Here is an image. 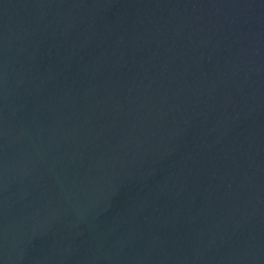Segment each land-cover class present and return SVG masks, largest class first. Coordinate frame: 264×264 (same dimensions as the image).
<instances>
[{
    "label": "water",
    "instance_id": "water-1",
    "mask_svg": "<svg viewBox=\"0 0 264 264\" xmlns=\"http://www.w3.org/2000/svg\"><path fill=\"white\" fill-rule=\"evenodd\" d=\"M0 264H264V0H0Z\"/></svg>",
    "mask_w": 264,
    "mask_h": 264
}]
</instances>
